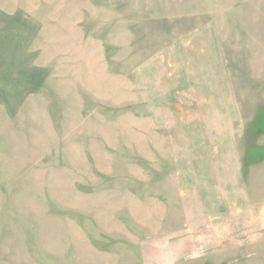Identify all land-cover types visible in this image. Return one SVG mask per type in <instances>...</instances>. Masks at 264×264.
<instances>
[{
  "label": "rangeland",
  "instance_id": "obj_1",
  "mask_svg": "<svg viewBox=\"0 0 264 264\" xmlns=\"http://www.w3.org/2000/svg\"><path fill=\"white\" fill-rule=\"evenodd\" d=\"M0 264H264V0H0Z\"/></svg>",
  "mask_w": 264,
  "mask_h": 264
}]
</instances>
